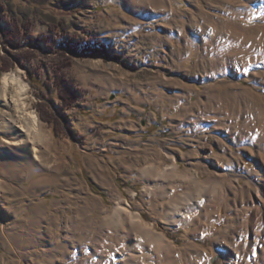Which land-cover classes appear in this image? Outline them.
Returning <instances> with one entry per match:
<instances>
[{
  "label": "rangeland",
  "instance_id": "1",
  "mask_svg": "<svg viewBox=\"0 0 264 264\" xmlns=\"http://www.w3.org/2000/svg\"><path fill=\"white\" fill-rule=\"evenodd\" d=\"M13 69L42 141L0 130V264H264V0H0Z\"/></svg>",
  "mask_w": 264,
  "mask_h": 264
},
{
  "label": "bare ground",
  "instance_id": "2",
  "mask_svg": "<svg viewBox=\"0 0 264 264\" xmlns=\"http://www.w3.org/2000/svg\"><path fill=\"white\" fill-rule=\"evenodd\" d=\"M0 82V130L8 129L10 135H8L9 140L4 141L14 145H26L29 151L31 150V156L38 157L37 143L42 141V129L38 114L32 109L31 98L28 96L29 84L22 78L19 69L2 72ZM172 167L175 169V165ZM256 196H261L258 190H256ZM128 207V203L122 206L125 212H129ZM132 218L143 224L140 215H133ZM148 227L153 231L151 225ZM174 251L171 247L168 253L171 254Z\"/></svg>",
  "mask_w": 264,
  "mask_h": 264
},
{
  "label": "trees",
  "instance_id": "3",
  "mask_svg": "<svg viewBox=\"0 0 264 264\" xmlns=\"http://www.w3.org/2000/svg\"><path fill=\"white\" fill-rule=\"evenodd\" d=\"M5 40L7 43L15 46V47H18L19 45H17L16 43H13L15 40L14 38L12 37V35H9L8 34V31L5 32ZM44 39L48 40V37H43ZM16 39V38H15ZM66 43H63V45H65ZM66 47H68V45L66 44L65 45ZM71 52L72 53H79V52H83V53H86V54H89V55H95V56H101V57H104V58H111V59H118L120 58V55L119 54H110L107 50H106V47H104L103 44L101 43H92V44H87V45H84L82 47H73L71 48ZM58 98H60L61 100V104L63 106V108H68L71 103L73 102L74 100V95L72 94V92H69L68 90L66 89H62L61 91L58 92V95H57ZM53 122V121H52Z\"/></svg>",
  "mask_w": 264,
  "mask_h": 264
}]
</instances>
